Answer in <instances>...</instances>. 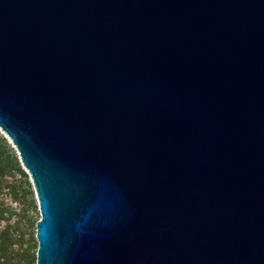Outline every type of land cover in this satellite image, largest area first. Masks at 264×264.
<instances>
[{"label":"water","instance_id":"1","mask_svg":"<svg viewBox=\"0 0 264 264\" xmlns=\"http://www.w3.org/2000/svg\"><path fill=\"white\" fill-rule=\"evenodd\" d=\"M0 133L35 264H264V0H0Z\"/></svg>","mask_w":264,"mask_h":264},{"label":"trees","instance_id":"2","mask_svg":"<svg viewBox=\"0 0 264 264\" xmlns=\"http://www.w3.org/2000/svg\"><path fill=\"white\" fill-rule=\"evenodd\" d=\"M8 197L22 203L18 211L11 206ZM32 212L37 216L28 175L15 150L0 133V264H35L38 219Z\"/></svg>","mask_w":264,"mask_h":264},{"label":"rangeland","instance_id":"3","mask_svg":"<svg viewBox=\"0 0 264 264\" xmlns=\"http://www.w3.org/2000/svg\"><path fill=\"white\" fill-rule=\"evenodd\" d=\"M4 137V136H3ZM8 142V140H7ZM9 143V142H8ZM10 144V143H9ZM11 145V144H10ZM33 197L35 198L34 196V191H33ZM21 201H23V198H20ZM27 199V198H26ZM8 200L10 201V204L11 206L16 209L18 211V209L22 206V203H20L19 201L17 200H13L12 197H8ZM36 201V200H35ZM31 215H33V212L31 213ZM35 218L37 217V219H39V212H38V207H37V216L33 215Z\"/></svg>","mask_w":264,"mask_h":264}]
</instances>
